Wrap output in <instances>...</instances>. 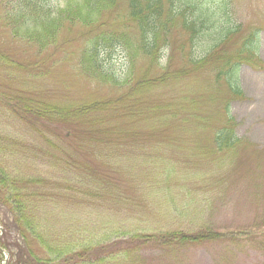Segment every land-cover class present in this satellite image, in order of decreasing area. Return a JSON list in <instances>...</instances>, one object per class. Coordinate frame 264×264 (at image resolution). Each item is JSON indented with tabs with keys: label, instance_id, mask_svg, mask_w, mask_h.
<instances>
[{
	"label": "rangeland",
	"instance_id": "374dc122",
	"mask_svg": "<svg viewBox=\"0 0 264 264\" xmlns=\"http://www.w3.org/2000/svg\"><path fill=\"white\" fill-rule=\"evenodd\" d=\"M1 1L0 49L16 62L0 71V92L10 89L17 111L40 100L64 108L108 102L161 74L139 60L130 86L114 93L79 71L86 29L62 30L43 58L33 46L12 39L4 21L11 10ZM49 4L57 9L65 0ZM117 8L123 12L126 3ZM230 8L229 20L241 24L243 33L226 46L227 52L256 31L260 61L238 69L245 99L229 108L240 140L234 149L221 152L213 142L229 99L226 87L216 82L214 63L141 89L128 102L76 122L44 123L24 114L23 121L16 117L10 123L29 143L30 156L41 162L25 164L22 174L47 178V208H57V227L73 235L77 250L87 254L75 264H264V0H232ZM217 38L215 30L202 33L195 56L205 57ZM178 45L161 52L162 64L173 57L169 72H178L187 56L188 50H176ZM102 55V65L119 78L127 76L125 52ZM25 116L37 126L28 125ZM166 233L220 237L184 245L156 241Z\"/></svg>",
	"mask_w": 264,
	"mask_h": 264
},
{
	"label": "trees",
	"instance_id": "16d2710c",
	"mask_svg": "<svg viewBox=\"0 0 264 264\" xmlns=\"http://www.w3.org/2000/svg\"><path fill=\"white\" fill-rule=\"evenodd\" d=\"M50 1H1L11 10L4 21L13 40L33 46L36 54L45 58L46 53L55 48L62 30L74 26L86 29L79 71L88 80L107 86L114 93L130 86L132 71L139 60L148 61L161 74L154 80H140L135 90H128L108 102L76 108L34 100L37 103L32 102V107L26 104L23 110L17 111L12 107L10 89L3 94L0 92V264L6 255L9 256L6 264H75L78 256L87 257L83 250H77L78 240H71L73 235L57 227V208H47V178L40 173L34 177L22 174L25 164L31 167L34 162H41L30 156L29 143L11 128L10 123L16 117L23 121L25 114L36 116L44 123H52L54 119L76 122L92 111L128 102L141 89L166 84L214 63L213 67L218 70L216 82L226 87L229 99L224 106L223 127L213 136V142L217 150L230 151L240 140L234 134L237 124L229 108L233 101L245 99L238 85V69L244 63L260 62L256 55L259 37L256 31L236 42L234 52L226 50L234 37L243 33L241 24L234 26L229 20L232 0H208L209 3L204 0H65V5L57 9L52 8ZM121 1L126 3V9L117 12ZM211 30L218 32L216 41L219 42L211 41L207 55L197 58L193 51L195 44L202 33ZM180 37L185 38L184 41ZM173 43L179 44L176 50L182 53L188 50L182 59V68L176 73L169 72L172 55L165 64L160 62L161 52L174 50ZM116 50L125 52L129 59V73L124 79L101 64L102 54ZM14 62L0 49V71L12 67ZM25 119L28 125L37 126L27 116ZM68 137L67 133L65 138ZM68 234L69 238L65 239ZM219 237L220 234L166 233L156 241L184 245ZM100 253H96L97 256Z\"/></svg>",
	"mask_w": 264,
	"mask_h": 264
}]
</instances>
